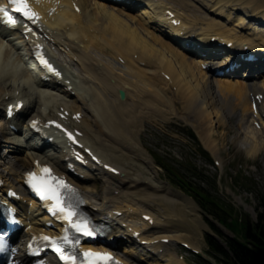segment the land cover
<instances>
[{
    "label": "bare ground",
    "instance_id": "bare-ground-1",
    "mask_svg": "<svg viewBox=\"0 0 264 264\" xmlns=\"http://www.w3.org/2000/svg\"><path fill=\"white\" fill-rule=\"evenodd\" d=\"M65 1V8H62L59 15H55L54 27H56L58 31L55 40H60L61 43L65 42L74 50L79 51L82 65L93 62L92 66L89 65L87 67V72L98 82L97 91H95L98 95L94 101L84 102V109L87 113L84 117V121L88 124L92 108H94L95 112L98 114L103 112V116L106 118V121L100 123L99 128L96 129L94 133L96 136L92 138V133L89 134L88 137L87 134H85L84 142L92 148H97L102 157L109 158L112 163L121 167L119 169L123 171H127V169L122 167L121 160L114 158L112 155L111 157L110 155L108 156L101 149L106 148L109 142L124 149L128 148L135 157L138 156L141 161L143 160L144 163L150 167L152 159L142 148H139L140 143L137 141L139 133L137 130L139 129L138 126L142 124L141 120L143 117L141 118L140 115L139 119L141 120L137 118L139 114H136V108L140 105H144V102L146 105L147 103L149 105V103L154 104L158 102L157 105L154 104L153 106L165 105L166 109L170 110V114L175 113L172 102H169L166 95L171 82L168 81L164 74L170 76L169 80H172L181 88L183 90L182 93L190 96L191 100L188 102V107L191 109V113L195 111L197 115L199 114V116H197L199 119H201V116H206L210 122L216 116L213 108L217 105L221 110L229 108L232 110L231 113H236L239 107L243 108L249 104L248 93L250 91L264 92V77L261 80L259 78H252L248 82L238 78L224 79L214 76L211 77L201 68L202 58L200 56H202L201 54H203V51H194L185 46L183 48L176 46V44L167 38L168 36L172 38L174 36L181 37L184 31L187 33L186 38L190 40V42H205L211 46L210 49L212 50L217 49V47L211 43L213 37H220V41H234L235 50L242 49V46L240 48V44L250 45L253 51L264 50V31L256 32L254 30H258V27L253 26V28L248 27L251 33L246 32L245 23L247 21L244 18V16H251L252 18L257 16L258 19L255 20V22L261 23L264 22V13L250 15L247 8L250 7V5L246 6L243 0H160L163 4H168V6L173 8L177 13V17L182 19L183 23L180 27H173L170 25V30L162 17L158 15L162 14V11L150 12L149 8H143L141 9V13L134 14V12L128 8L109 5V3L101 0H78V4L81 6L82 11L76 12L72 3H70L72 0ZM148 1L151 3L150 7L155 5L153 0ZM230 1H234L233 5H235V8L232 7V10L237 11L238 9H243V11L239 13V17H232L233 15L237 16V14L236 12L234 14V12L229 9L230 6L227 5V3ZM252 1L257 5L259 2L264 4V0ZM120 3L124 7L134 6V4H129L124 1H120ZM141 3L144 5L143 2ZM206 5H209L208 8ZM242 5L244 7H239ZM259 7L258 9H260V11H264L262 5ZM244 11L246 14L243 13ZM261 30H264V28ZM170 33H172L173 36ZM176 37L175 39H177ZM114 38L123 42L124 50L135 49L134 51L140 53L138 56V63L140 61H146V67H150V69L139 67L135 62L130 63L131 66L127 65L123 68L120 67L119 65L121 64L117 63L113 56L115 55L112 50ZM11 51L12 50H8V48L3 51V56L6 60L10 57ZM148 55L152 57L156 56L157 58L149 60ZM127 57L132 60L135 58L134 54ZM207 59L210 58L204 60L207 61ZM127 63H129L128 60ZM215 65L220 64L215 63ZM158 69L160 70L158 71ZM14 74V72H11L8 75L13 77ZM125 81H128L137 89V94L133 100H130L127 94L126 101L122 102L120 98L118 99V90ZM36 82L41 87L49 86V84L42 83L40 80H36ZM3 83L8 82L0 80V100L3 94L6 93L5 87L8 86V84ZM111 102L114 104H110ZM133 103L136 104L132 105ZM129 105L133 113L127 111V106ZM109 107H111V109ZM155 108L153 107L152 109L154 110ZM159 108H162V110L164 109L161 106ZM247 111L249 112L251 109H245V114L242 116L240 122L243 123L246 119ZM161 112H159V114ZM247 121L244 124L248 128L249 134H245V137H243V144H247V141H250V145L246 146V152L249 156H257L264 148V135H261L263 133L262 131L252 129ZM261 122L264 126V121L261 120ZM137 123H139V125H135ZM4 125L5 123L0 121L1 133H4L2 129ZM133 125L137 129H135L137 134H133ZM129 133H132V135H134L133 137H135L133 143L128 142V140H131L129 138ZM86 138L93 139V144H90ZM209 140L208 143L211 142V140ZM10 142L11 141H8V143ZM28 143L29 142H27V144ZM96 144H99L101 148L99 146L96 147ZM212 148L215 150L213 146ZM42 149L44 148H42L41 143L35 155H40ZM34 159L36 160V157ZM34 159L33 162H31L28 156L21 154L15 156V159H13L15 161L10 160L3 165L0 164V167L4 166V168H0V177H2L5 182V186L0 189V194L10 187L22 189L23 179L21 180L20 175L24 173L26 168L34 166ZM51 160V156H47V160L42 161L49 162ZM95 170L100 172L101 176H104V171L97 168H95ZM125 178L128 179V177ZM116 179L118 181H115ZM129 181V185H126L123 182L122 176L114 177L113 179L106 176V187L103 194L106 197L104 201L107 199L109 206L95 205L99 213L104 215L109 210H112L111 206H113L114 203H131L140 207L136 208L138 214L126 213L125 219L122 222H127V220L130 219L134 224H138L136 230L147 231L149 229L143 239H149L150 237H152V239L171 237L173 240H180L181 236L175 235V231L172 228L168 230L167 223H165L168 221L167 215L162 219L157 214L159 222L154 228H150L144 223L142 225L139 224L142 222L139 220V216L143 214L140 212V209L142 208L148 212H151V210H146L144 203L131 199V194L129 193L130 187L134 186L132 189L138 188L142 190L146 189L148 186L142 185L143 182L134 180L132 177H130ZM89 184L90 183H85L84 185L86 193H93L90 190ZM116 191H118L117 194ZM159 197L167 201L172 200L167 195L161 196L160 193L151 191H149L144 198H146V200H155ZM173 201L176 202V199ZM22 205L23 204L20 203L21 207ZM23 209H25L24 205ZM25 218L29 220V223L35 225H42L44 220V217L40 216L36 221L33 217L32 209L29 208L26 209ZM138 220L140 222H138ZM161 222L162 225L159 224ZM140 226L142 227L140 228ZM34 229L36 230L38 228L35 227ZM161 248H163V246H161ZM124 252H128V249ZM174 257L175 254L171 255L170 259H168L171 264L175 260ZM129 261L134 263V258L130 257Z\"/></svg>",
    "mask_w": 264,
    "mask_h": 264
},
{
    "label": "rangeland",
    "instance_id": "rangeland-1",
    "mask_svg": "<svg viewBox=\"0 0 264 264\" xmlns=\"http://www.w3.org/2000/svg\"><path fill=\"white\" fill-rule=\"evenodd\" d=\"M243 2L247 6L250 5V8H248V9L252 13L253 12H256V13L262 12L258 8H260L259 7L260 5H262L264 7L263 3L261 4L259 2L257 5V4H254V1H252V0H243ZM251 2H253V3H251ZM233 7H235V6H233ZM229 9L231 11H233L235 14V12H236L235 10H232V8H229ZM237 13H239V12H237ZM232 17H234V16H232ZM237 17H239L238 14H237ZM244 18H245V16H244ZM148 58H149V60L150 59L152 60L153 58L155 59L157 57L156 56L152 57L151 55L150 56L148 55ZM20 61L21 62L25 61V57L23 56V54H22V59ZM174 94H176V92L170 91L169 96L172 97ZM0 97H1V95H0ZM174 98H176V100H173V101H175V104L177 105L176 110H177L178 115H176V112L173 114H170V112H169L170 110L169 109L167 110L166 107L162 110V108H159L160 105L153 106L154 104L157 105L158 102H156L154 104L149 103V105L147 103V105H145V106H149V108L148 107L144 108L145 106H143V105H140L139 107L136 108V114H139V115H137L138 119H139L140 115H141V118L142 117L143 118L148 117V116H162V117L166 118V117H168L169 114L170 115H176V117L171 118L167 121H164V120L160 119L159 117H154L151 120L145 122L144 128H143L142 120L139 119V120H141V123H142V124L140 123L141 125L138 126V128L140 130L139 129L137 130L135 128V126L133 125V130H134L133 134H137L135 132L136 130H137V132H140L143 129V131L141 133H138L139 137H137V138L139 140L137 139V141H139L140 145L143 144L144 147L147 149L149 147L160 146L161 148L165 149V151L171 150L172 155L175 157H178V159H182L184 156H187L189 158L194 159V157H195L194 153L196 152V149H195L196 146H195L194 142L191 141L188 129L192 128L195 131V133L198 135L199 139H201L203 145L206 146L205 143L203 142L202 137H201L202 133H200L201 131H203L204 134L206 133L205 137H207L208 140L210 138L211 142H209V144H212L214 149L216 148L215 146H217V144H218V149L221 152V158H222V162L224 165V170L222 172H217L213 167L208 166V164H205L204 161L201 158H199V159H197V163L203 169L204 173L202 176L205 178H209L211 176L210 180H213V178L215 177V179L217 180L218 186L220 188L222 196H224V198L227 201L233 203L239 212H241L244 215L250 216V218L252 220H256L257 219V211L260 212V210H261V209H259V202L257 201V191L264 187V151L262 152V154L259 157H248L244 153L243 148H241L242 145H246V144H243L242 138H241L242 135L244 134V132L241 130V126L239 125V122L237 121V115L230 116L229 119H227L226 122L223 124V122H221L219 119H217L218 112L222 111L218 105L213 108L215 111V115H216L213 119L214 123H211L212 121L210 122L206 118V116H201V119H202L201 120L197 117V116H199V114L198 115L196 114L195 117H197V120H199L201 125H202L200 132H198L197 131V129H198L197 123H193L192 121H190V118L188 116L185 117V115H184V103L182 101H180L178 97H174ZM177 98H178V100H177ZM141 107H142V109H144V113H143V111H141L142 113L140 112V110H142ZM153 107L154 108L156 107V108L153 110L152 109ZM158 109H159V112L164 111V110L166 112L164 111L165 113L161 112L159 114ZM188 109L191 112V109L189 107H188ZM168 112H169V114H168ZM210 124H212L211 130H210ZM135 125H139V123H137ZM209 130L211 132L210 135H209ZM212 133L214 134V138L216 139L217 143L213 142V140L211 138ZM133 136L134 135H132V133H129V138L131 140L130 141L128 140V142L133 143V141H134L133 139L135 138ZM25 137H27V139H29V137H30V135L27 131H23L22 135L8 136V138H14L17 141V144H14L15 147H12V148L15 150L18 149V153H12L11 152L9 154H11V155L23 154L24 156L33 155L32 154L33 152L29 151L28 148L26 149L22 143V139ZM244 137H245V134H244ZM90 140H92V139H87V141H89V142H90ZM97 146H99V144ZM99 147L101 148V146H99ZM118 148L125 150L124 148H121V147H118ZM207 148L209 149V147H207ZM105 149L106 148H102L101 150L104 151ZM119 149H117L118 151L117 150L114 151L112 148H109V150H107V152L114 155L116 158H121L122 161H124V159L128 158V156L131 155L130 151H125V153H121ZM127 150H129V149L127 148ZM7 154H8V152H7ZM110 157H111V155H110ZM134 158L138 161H129V163L131 165L136 164V167L141 169V173L143 174V176L146 175L147 171H146V169H145L146 172L144 171L145 165L141 162V159L138 158V156L137 157L134 156ZM13 159H15V157H13L12 160ZM122 161H120L122 167L127 169V171H128V168L124 165V163H122ZM153 168H154V165H153ZM129 169H130V167H129ZM162 178H163L162 173H159L155 176L154 181L157 183L164 184L165 182L163 181ZM249 180L252 182V184L247 185L248 183H246V182ZM99 188L102 189L101 184L99 185ZM169 188H171V187H169ZM172 190L176 193L182 194V192H180L178 189H176L174 187H172ZM150 191L159 193L158 189L153 190L152 188H150ZM163 199L164 198H162V200ZM188 200H189L191 207L194 210V213H191L187 209V207L184 206L185 217L181 216V218L183 220V224H181L182 225L181 228H183L185 231H187L189 233H188V235H185L186 233L184 230H178L177 228L173 229L175 231L174 233H179V234H177L179 236L185 235L183 237L186 239H195V240H200V241L205 240V234L207 232H212V231L209 228V225H208V222L205 218L204 212L202 211V209L197 205V203L192 198H188ZM183 202L185 204H187V202L185 200H183ZM157 203H159V202H157ZM165 215H166V212H165ZM173 216H174L175 220L178 219L175 216V213L173 214ZM210 219L213 220V222H217L212 217ZM178 222H180V221H178ZM225 232L231 234L226 229H225ZM175 247H177V245ZM170 248L172 251V246ZM166 263H167V261H160L158 259H155V262H153L152 264H166Z\"/></svg>",
    "mask_w": 264,
    "mask_h": 264
},
{
    "label": "snow or ice",
    "instance_id": "snow-or-ice-1",
    "mask_svg": "<svg viewBox=\"0 0 264 264\" xmlns=\"http://www.w3.org/2000/svg\"><path fill=\"white\" fill-rule=\"evenodd\" d=\"M10 4L12 7L16 8L18 12L23 13L24 16L29 19L36 18L39 15L30 8L28 0H10ZM0 19H3L6 23L13 26L19 22L17 17L14 16L10 9L5 5H0ZM44 62L47 64L46 60ZM69 135L71 136L72 134L69 133ZM43 171L45 175H38L33 172L28 173L27 175L30 177L28 184L31 185V187L43 199L54 201V209H59L60 213H65L66 219L72 222V227L78 232L89 236L96 235L97 233L91 227V223L86 218L75 219L76 212L71 208V206H66V203L60 195L62 185L64 187L71 186L67 185L64 181H60V183L57 184L56 181L60 178L51 176V169L47 165L44 166ZM73 191H75V189H73ZM44 239L52 242V246L55 248V251L58 252L60 256L68 262V264H77V257L75 253H66L64 248L53 237H44ZM5 249L6 243L3 241V238L0 237V252L5 251ZM85 255L89 258L87 264H99L100 261H103L104 264H111V261L114 259L111 253L88 251ZM12 264H16V262L13 261Z\"/></svg>",
    "mask_w": 264,
    "mask_h": 264
},
{
    "label": "trees",
    "instance_id": "trees-1",
    "mask_svg": "<svg viewBox=\"0 0 264 264\" xmlns=\"http://www.w3.org/2000/svg\"><path fill=\"white\" fill-rule=\"evenodd\" d=\"M196 191L199 194L197 189ZM208 203L211 209L218 207L211 202ZM232 211H234L233 208H231L230 213H232ZM224 213L225 214L221 216L220 220L223 221V223L229 228L233 229L236 233L243 234L246 239H252L255 242L257 248V250H254L242 245L235 246L234 255L237 261L240 264H264V212L260 214L257 223H252L249 220H245L244 223H241L237 217L233 218V222H229V219L232 216H230V214L227 212Z\"/></svg>",
    "mask_w": 264,
    "mask_h": 264
}]
</instances>
